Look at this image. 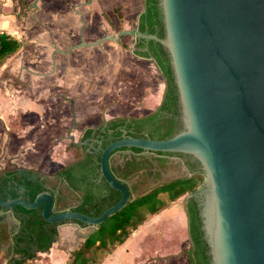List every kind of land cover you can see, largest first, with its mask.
<instances>
[{
  "label": "water",
  "instance_id": "1",
  "mask_svg": "<svg viewBox=\"0 0 264 264\" xmlns=\"http://www.w3.org/2000/svg\"><path fill=\"white\" fill-rule=\"evenodd\" d=\"M158 4L162 37L121 26L96 40L79 39L64 50L53 45L51 56L104 40L120 42L127 34L159 41L170 59L181 128L167 138L133 136L122 128L123 136L104 147L95 139L99 178L121 192L99 215L70 207L57 210L58 189L46 182L33 200L20 196L5 200L0 195V205L9 209V215H14L17 204L42 205L47 221L84 222L85 237L133 195L130 182L111 169L115 149L126 147L123 152L129 153L130 147H139L145 155L180 152L193 157L203 175L196 190L186 196L196 199L210 264H264V0H158ZM32 5L37 6L35 1ZM69 135L76 145L93 147L92 138L79 141L72 132Z\"/></svg>",
  "mask_w": 264,
  "mask_h": 264
},
{
  "label": "crops",
  "instance_id": "2",
  "mask_svg": "<svg viewBox=\"0 0 264 264\" xmlns=\"http://www.w3.org/2000/svg\"><path fill=\"white\" fill-rule=\"evenodd\" d=\"M113 1L122 4V12L124 7L129 10L123 15L121 26L124 27L136 20L143 8L142 0H0V32L9 33L21 40L23 46L31 47L27 54L15 55L21 46L0 64V129L7 120V145L11 147L14 138L9 133L13 128L10 118L22 115L25 123L19 132L25 136L24 141L30 142L28 136L39 132L47 141L38 150L26 142L25 150L7 152V157L12 162L19 159L23 163L13 167L46 172V184L61 189L65 198L66 193L76 191L62 177L52 175L72 160L66 158L67 152L61 148L66 144L59 143L61 136L51 125L56 111L71 110L75 124L71 125L69 119L65 123L74 128L76 139L86 127L98 125L103 118L139 116L153 111L163 95L165 84L159 67L149 57L133 52L132 40L126 37L120 40L124 41V47L121 42L104 40L100 45L70 49L67 54L56 51L52 58L53 45L64 50L79 39L92 41L107 32H115ZM15 76L18 86L13 83ZM45 96L51 103L42 101ZM46 110L48 117L44 116ZM30 113L36 117L28 119ZM49 128L55 129L54 138ZM150 154L166 159L164 165L167 161L168 168L164 174H169V179L178 178L183 172L188 174L178 158ZM7 168L0 166V171ZM142 172L139 170L134 176ZM184 203L185 198L180 196L160 211L149 214L97 264H189L186 252L191 242ZM6 216L12 217L4 218L1 225L18 224L14 215L6 212ZM75 225V222L60 224L59 238L40 257L28 259L26 264H66L70 249L59 242L60 238L65 239L61 227L74 229ZM86 232L87 229L79 233L84 236ZM4 245L7 253V244H1L0 249ZM0 264H7V254L0 255Z\"/></svg>",
  "mask_w": 264,
  "mask_h": 264
},
{
  "label": "trees",
  "instance_id": "3",
  "mask_svg": "<svg viewBox=\"0 0 264 264\" xmlns=\"http://www.w3.org/2000/svg\"><path fill=\"white\" fill-rule=\"evenodd\" d=\"M144 10L139 15V30L154 33L162 37L164 35L162 13L158 0H143ZM145 39H139L137 44L145 47L136 49L135 53L151 56L155 59L164 81V90L160 103L151 112L139 115H122L108 119L105 126L98 124L85 129L84 137L95 135L101 139V146L121 138L122 128L126 133L133 136L167 138L181 128L180 110L178 102L177 87L173 77L170 59L163 45L155 40L149 39L148 45ZM23 42L4 31L0 32V64L5 58L17 51ZM122 127V128H121ZM97 144V143H96ZM84 145L83 153L76 159L68 162L65 166L56 170L52 175L62 177L68 186L80 192V196L72 209L99 215L108 206L115 203L121 196V192L102 177L96 185L97 174H99L100 151H88ZM118 149H126L119 147ZM132 155L124 157L120 166L113 167L114 174L123 180L134 175L139 170L150 173L154 169L152 159L141 153L139 147H130ZM156 154H178L184 153L168 151H157ZM152 157V156H151ZM156 159V158H155ZM160 166L164 165L163 158H157ZM188 171H192L194 163L189 159L185 161ZM93 174V175H91ZM46 172L34 168L13 167L0 171V195L8 200L23 197L33 200L35 195L45 189L44 182ZM203 175L201 170H195L191 174L172 180L161 181L142 192L139 195H131L124 206L109 215L101 222L95 230L84 237L82 243L70 252L71 257L66 264H97L113 248L123 242L131 232L151 213L160 211L171 201L196 190L201 183ZM94 186L101 187L96 192ZM132 187V191H133ZM61 189L56 198V209L61 200L64 199ZM196 199L193 196L185 197V211L188 217V233L190 248L187 250L189 264H210V259L200 226ZM9 209L0 205V222L5 218ZM18 220L17 225L0 224V246L7 244V264H26L31 258L40 257V253L47 251L58 234V225L68 221H47L42 214V205L36 208H25L22 205H14L12 210ZM79 225H86L80 220H72Z\"/></svg>",
  "mask_w": 264,
  "mask_h": 264
},
{
  "label": "rangeland",
  "instance_id": "4",
  "mask_svg": "<svg viewBox=\"0 0 264 264\" xmlns=\"http://www.w3.org/2000/svg\"><path fill=\"white\" fill-rule=\"evenodd\" d=\"M125 9L123 10V15L129 13V10H126V7H124ZM24 45V43H23ZM22 45V48H20V50L18 51V53H16L15 55L17 56H20V55H24V54H27L31 47L28 46H23ZM9 66H7V68H9ZM14 79V80H13ZM13 83L14 85L18 84L19 83V80L17 79V76H15V78H13ZM18 86V85H16ZM15 92H20V91H15ZM51 99L48 98L47 96L43 97L42 98V101L43 102H49L51 103L50 101ZM49 111L46 110L44 112V116L48 117V113ZM58 112V113H57ZM69 112V114H68ZM71 110L68 109V111H56V114L55 115V118L52 120V122H54L53 124H51L52 126H54V128L56 130H58L59 132V136L60 137V141L59 143H65L66 146H61L62 150L66 151V158L68 160L72 159H76L78 158L82 153H83V150L84 148L80 147V146H77L75 145L74 142H72V139L69 135L70 132L73 133V129L74 128H71V125L73 124V114L71 115ZM16 115H13L11 116L10 120H11V126H13V128L10 130L11 132H9L11 134V136L14 138V140H12V146L10 147L9 144L7 145V120L5 121V123L3 124L4 126L1 125V129H0V153L2 155H0V166H5L6 168L7 167H13L15 166L16 164H20L22 165L23 163L17 159V161H10V159L7 157V152L9 153H19V151H21L22 149L25 150V147L24 144H26L27 141H24V137L23 135H21L22 133L19 132V129L23 126V123L25 122H22L23 118L25 116H20L19 118H15ZM72 116V117H71ZM28 119H34L36 117V114L34 113H30L28 116ZM67 119L70 120V124L69 123H65L67 121ZM50 126V125H49ZM5 127V129L3 128ZM71 128V129H70ZM54 130H51V128H49V133L52 134V138H54L55 136V133L56 131ZM73 136L75 137L74 133H73ZM45 138V137H44ZM27 140H30V142H27V143H30L32 148L34 150H38L39 148H43L47 145V141H44L43 140V136L39 133H35L33 135H29ZM75 140H78V136ZM29 153V152H28ZM126 154V152H116L114 154H112L111 158H110V163L112 164L113 167H116V166H120L122 163H123V160H124V156L123 154ZM31 154V153H30ZM3 155L5 157H3ZM70 160V161H72ZM69 161V162H70ZM167 165V164H166ZM159 166L158 164H155V166H157L158 168H165L167 166ZM145 172V171H144ZM134 175H131L129 178L126 179V181L130 182V184L132 185V187L134 188L133 189V195H139L141 194L142 192L146 191L147 189H149L150 187H152L154 184L158 183V182H161L162 179H167V177L164 176V174H160V173H157L155 175H150V173H140L139 176H134ZM65 194V193H63ZM80 196V192H75V193H72V192H69V195L68 193H66V198L64 196V201L62 204H60L58 207H69L71 205H74L78 198ZM186 197V194L182 195L181 198H185ZM66 222H70V221H66ZM65 223V222H63ZM62 224V223H61ZM77 225H75V228L72 229L70 227H65V226H62L61 229H64L65 231V234H63L65 236V239H67V237L69 239V241L65 242V239H62L60 238L59 239V242H62L64 245H66L67 249H70V252L77 248L83 241L84 239V236L82 234H80L79 232H85L86 231V225L84 226H81L79 225L78 223H76ZM60 225V224H59ZM58 225V226H59ZM81 227V228H80ZM79 231V232H77ZM79 233V234H78ZM59 238V230H58V234L57 236ZM5 245L3 247V249L1 248L0 249V255L1 256H6V251H5ZM108 255V254H107ZM106 255V256H107ZM69 257H71V255H69ZM105 258V257H104ZM103 258V260H104ZM27 262V261H26Z\"/></svg>",
  "mask_w": 264,
  "mask_h": 264
},
{
  "label": "flooded vegetation",
  "instance_id": "5",
  "mask_svg": "<svg viewBox=\"0 0 264 264\" xmlns=\"http://www.w3.org/2000/svg\"><path fill=\"white\" fill-rule=\"evenodd\" d=\"M142 3H143V0H142ZM143 6H144V3H143ZM111 10H112V13H113V15H114V17L117 19V25L114 27V31L116 32L120 27H121V22H122V19H123V13H122V4H119V3H116V2H112V8H111ZM144 9L142 8V11H143ZM141 11V12H142ZM140 12V13H141ZM140 13H139V15H140ZM139 15L137 16V18H136V20H134V21H131L130 23H129V25H128V27H126V28H132V27H136L137 28V30H139V24H138V21H139ZM109 23L110 24H112V21L110 22V20H109ZM144 32H147V31H144ZM148 33V32H147ZM124 37H126V38H128V39H130V40H132V51L133 52H135V50L136 49H144L145 47H143L142 45H138L137 44V42H138V40L139 39H141V38H138V37H134V36H131V35H124V36H122L121 37V40H122V38H124ZM143 39V38H142ZM149 39H151V38H149ZM149 39H145L146 40V43L144 44V45H148V41H149ZM121 42V45L124 47L125 46V44H124V41H120ZM144 56V55H143ZM145 57H149V56H145ZM155 60V59H154ZM156 62V61H155ZM157 64V63H156ZM158 66V65H157ZM129 116H133V115H129ZM117 117V116H116ZM112 118H114V117H112ZM108 119H111V118H108ZM108 119H106L105 118V122H103V119H102V121H101V123H99V124H103L104 126H105V124H106V122H107V120ZM87 128V127H86ZM85 128V129H86ZM122 128V127H121ZM85 129L83 130V132H82V134H81V136L78 138V140L79 141H82L83 139H85V138H92V140H93V147H91L90 149H87V144H86V146H85V148H86V150H88V151H93V152H97V151H99V150H95L94 148L99 144L97 141H95V139H99V140H101L99 137H96L94 134L93 135H89V136H85L84 137V132H85ZM127 134V133H126ZM97 143V144H96ZM75 145H76V143H75ZM77 146H80V147H82V148H84V144H80V145H77ZM123 152V149H118V150H116L114 153H116V152ZM113 153V154H114ZM141 153H142V151H141ZM143 154V153H142ZM130 156V155H132V152H130L129 154L128 153H124L123 154V156L125 157V156ZM145 155V154H144ZM163 155H167V156H169V157H171V156H173V157H176V158H178L179 160H181V162H183V165L184 166H186L185 165V161L186 160H190L191 162H193L194 163V167H193V170L192 171H189L188 172V174H190V173H192V172H194L195 170H200L199 169V164L197 163V161L193 158V157H191V156H189V155H187V156H181V155H178V154H163ZM128 156V157H129ZM147 156L151 159V158H154V159H152V161H153V163H154V166H155V164H158L159 165V163H158V159L157 158H159V157H154V156H152L150 153L149 154H147ZM152 156V157H151ZM156 158V159H155ZM165 160L166 159H164V162H165ZM167 164V161H166V163H165V165ZM170 165H171V163H169ZM164 165V166H165ZM160 166V165H159ZM187 167V166H186ZM168 168V166L167 167H165V168H158L157 166H155L154 167V169L152 170V171H150V175L152 174V175H155V174H157V173H160L161 175L162 174H164V172H165V170ZM163 171V172H162ZM142 173H144V172H142ZM181 173V172H180ZM188 174H184V172L183 173H181L180 175H182V176H180V177H183V176H185V175H188ZM91 175H93V174H91ZM164 176H165V174H164ZM165 177H167V179H162V181H166V180H172V179H174V178H172V179H169V174H166V176ZM100 180H101V178H99V175L97 174V180H96V185H98L99 183H100ZM50 188L51 189H53V190H55L56 188L55 187H52V186H50ZM131 188H132V185H131ZM59 189V188H58ZM101 189V187H98V186H94V190L96 191V192H98L99 190ZM60 190V189H59ZM72 191H74V190H72Z\"/></svg>",
  "mask_w": 264,
  "mask_h": 264
}]
</instances>
